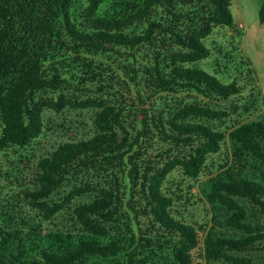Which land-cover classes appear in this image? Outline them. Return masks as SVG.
<instances>
[{"label":"trees","instance_id":"trees-1","mask_svg":"<svg viewBox=\"0 0 264 264\" xmlns=\"http://www.w3.org/2000/svg\"><path fill=\"white\" fill-rule=\"evenodd\" d=\"M103 3L0 0V150L40 138L48 109L94 110L92 134L77 127L35 161L29 184L18 182L41 227H56L41 259L12 247L0 186V264H258L242 254L264 241L247 206L264 211V179L251 173L253 159L264 170L259 93L202 67L205 39L234 27L232 0H121L101 13ZM174 172L208 177L207 201L226 208L236 232L189 218L194 194Z\"/></svg>","mask_w":264,"mask_h":264},{"label":"rangeland","instance_id":"rangeland-1","mask_svg":"<svg viewBox=\"0 0 264 264\" xmlns=\"http://www.w3.org/2000/svg\"><path fill=\"white\" fill-rule=\"evenodd\" d=\"M120 2L104 0L100 9L101 13H109L118 8ZM260 6L261 0H232L234 27H216L214 29V32L205 39L206 45L212 49V54L202 61V67L215 74L223 82L228 83L237 79L244 87L243 95L249 97L251 92L259 93L257 104L260 107L253 118H264V23L259 19ZM240 23H244L245 28H240ZM100 57L117 65L121 63L114 56L100 55ZM250 68L253 70L252 72H250ZM251 99L253 98L251 97ZM93 117L94 110L92 109L82 110L67 107L62 113L48 109L46 119L49 129L40 138L25 148L9 147L6 150H0V186L5 203L8 205L3 217L11 227V233L15 235L13 240L15 244L12 247L17 250L23 244V248L26 249V256L30 259L42 258L41 250L49 248L53 243V237L47 235L48 231H55L56 227L53 223L45 224L50 229L41 227L36 212L18 196V192L23 189L18 187L20 184L18 182L29 184L35 161L40 156L49 154L60 142L69 140L71 137L75 138L77 134L74 131L77 127L80 129L78 135L81 137L92 134ZM223 152H227L226 147ZM224 153L216 155L215 159L221 160ZM251 161V167H253L251 173L257 172L259 177L264 179L261 176L264 170L260 171L262 169L260 167L259 170H255L254 167L258 162L254 159ZM222 162L221 160L220 163ZM171 179L175 182H183L185 188L190 186V191L194 194V204L188 207V211H184L189 218L194 216L200 221L214 218L222 231L229 234L236 232L224 223L229 215L226 208L219 204L213 205L207 201L205 192L210 184L208 177L203 176L194 182L184 179L179 172H174ZM247 206L251 220L264 226V211L253 209L249 204ZM62 219L59 216L55 221L61 223ZM35 229H42L43 235L34 231ZM23 236L24 241L20 243L19 239ZM158 252L163 254L161 251ZM242 255L252 258L258 264H264V241L256 250L244 252ZM123 260V256L99 257L92 258L86 264H121ZM211 264L231 263L213 261Z\"/></svg>","mask_w":264,"mask_h":264},{"label":"built area","instance_id":"built-area-1","mask_svg":"<svg viewBox=\"0 0 264 264\" xmlns=\"http://www.w3.org/2000/svg\"><path fill=\"white\" fill-rule=\"evenodd\" d=\"M239 27L242 28V29L245 28L244 23H240Z\"/></svg>","mask_w":264,"mask_h":264}]
</instances>
